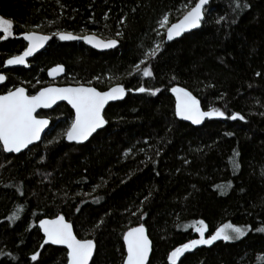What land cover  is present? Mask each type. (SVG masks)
I'll return each instance as SVG.
<instances>
[{
	"label": "trees",
	"instance_id": "trees-1",
	"mask_svg": "<svg viewBox=\"0 0 264 264\" xmlns=\"http://www.w3.org/2000/svg\"><path fill=\"white\" fill-rule=\"evenodd\" d=\"M196 2L0 0V15L14 22L12 37L0 39V94L23 86L33 95L49 84L126 89L106 108L105 128L84 145L65 141L73 112L61 104L39 114L50 120L41 143L19 155L0 146V264H66V250L41 247L38 222L57 215L77 238L94 241L90 264H122L123 235L140 224L152 242L148 264H170L176 247L198 238L200 220L206 237L225 224L251 230L199 245L177 264H264V232L256 230L264 227V0H209L197 30L165 43L163 17L170 25ZM61 31L116 39L118 47L96 52L81 40H59ZM25 32L52 38L25 68L5 69L25 49L18 38ZM156 45L157 55L146 58ZM58 64L65 75L51 83L46 71ZM141 86L159 91H135ZM173 87L225 116L200 127L179 120ZM233 113L245 119L232 120ZM234 151L238 169L229 162ZM17 206L20 218L9 220Z\"/></svg>",
	"mask_w": 264,
	"mask_h": 264
},
{
	"label": "snow or ice",
	"instance_id": "snow-or-ice-1",
	"mask_svg": "<svg viewBox=\"0 0 264 264\" xmlns=\"http://www.w3.org/2000/svg\"><path fill=\"white\" fill-rule=\"evenodd\" d=\"M209 0H198L178 23H174L167 28V40L171 41L174 37L181 36L182 33L200 26L203 19V6ZM248 5H245L247 7ZM239 7V4H237ZM168 16H164L161 26L168 22ZM223 19V18H221ZM14 22L12 19L0 15V39H7L13 35ZM61 41L84 40L97 48H113L118 43L115 39L107 41L101 40L96 36H76L71 32H57ZM119 35V33H117ZM51 36L38 34L37 32L23 33V39L28 42L27 47L20 55H14L6 60V65H26V58L33 54L51 39ZM160 51V46L145 53V57H155ZM140 63H144L142 60ZM139 70V65H137ZM64 72L62 65L52 68L48 75L55 76ZM153 75L150 68L143 69L144 77ZM259 75V73L257 74ZM6 80V76L0 74V83ZM135 91L144 93L150 92L155 95L159 89H149L146 87L136 88ZM171 91L176 95V115L185 120H190L194 124H200L205 117H224L225 112L217 108L209 111H202L200 102L191 92L184 88L173 87ZM126 94L123 85H116L108 91H98L90 86H68V87H43L34 95L27 93L24 87H15L8 90L5 94H0V146L5 152L20 153L22 149L28 148L34 141L41 139V133L49 126V120L38 118V109L51 108L57 101H67L71 108L75 110L74 119L64 132L68 141L82 142L88 140L93 133L101 129L107 121L104 118V109L109 101L122 99ZM232 120H244L245 117L240 113H233ZM231 135V134H229ZM238 151L233 152L230 163L234 169L240 167L236 157ZM223 187V186H218ZM23 211L22 206L9 217V220H17ZM39 228L44 234V244L63 245L67 249V264H89L93 258L96 244L92 239H79L73 231V225L69 223L64 215H57L54 219H40ZM251 230L250 227H241L233 224H225L217 228L213 234L205 238L207 225L203 220L197 222L195 231L199 233L198 239H191L187 243L176 247L169 255L170 264H177L184 253L195 249L199 245H212L215 241L231 242L240 240ZM257 231L264 232V227L257 228ZM123 240L127 247V255L124 264H146L151 251V241L146 234L144 224L128 229L124 234ZM40 253L31 256L32 261H38Z\"/></svg>",
	"mask_w": 264,
	"mask_h": 264
},
{
	"label": "water",
	"instance_id": "water-1",
	"mask_svg": "<svg viewBox=\"0 0 264 264\" xmlns=\"http://www.w3.org/2000/svg\"><path fill=\"white\" fill-rule=\"evenodd\" d=\"M197 2H198V0H197ZM197 2H196V3H197ZM196 3H195V4H196ZM208 3H209V2H208ZM194 6H195V5H194ZM194 6H193V7H194ZM207 6H208V4H206V5L203 6V9H202L203 13H204V10H205V8H206ZM190 10H191V9H189L188 11H190ZM188 11H187V12H188ZM187 12H186V13H187ZM186 13H185V14H186ZM185 14H183V16H184ZM183 16H181V18H179V19H178L176 22H174V23H178L181 19H183ZM174 23H172V24H174ZM172 24H170L168 27H171ZM198 28H199V27H197V28H193V29H190V30H188V31H186V32H184V33H182L181 36H179V37H174V39L171 40V41L167 40V30H166V32H165V43H169V42L175 41V40L181 38L183 35L188 34V33H190V32H193V31L197 30ZM37 33H38V34H42V33H39V32H37ZM42 35H46V34H42ZM48 36H50V35H48ZM84 36H96L97 38H99V39H101V40L107 41V40H105V39L100 38L99 36H97V35H95V34H86V35H84ZM18 38H19V39H22V40L24 41V43L26 44V47H27L28 42H27L26 40L23 39V34H21L20 36H18ZM115 40H116V39H115ZM50 41H51V39H50V40L44 45L43 48L38 49V50L33 54V56H31V57H34V56L38 55L39 53H41L42 51H44V50L47 48V46L49 45ZM81 42H82L86 47H88V48H90V49H92V50H94V51H96V52H100V53H103V52H109V51H112V50H114V49H116V48L118 47V43H117L116 46L113 47V48H97V47L93 46L92 44L87 43V42L84 41V40H81ZM26 47H25V48H26ZM24 50H25V49H24ZM24 50H23V51H24ZM23 51H22L20 54H22ZM20 54H18V55H20ZM31 57L26 58L27 63H28V61H29V59H30ZM10 58H11V57H10ZM8 59H9V58H8ZM5 62H6V61H5ZM58 65H61V64H58ZM26 66H27V64H26V65H6V63L4 64V68H5V69H9V70H10V69H17V68H25ZM56 66H57V65H54V66L50 67V68L46 71L47 80H48L49 82H51V83H55V82H57L58 80L62 79V78L64 77V75H65V67L62 65V66L64 67V72L59 73V74H57V75H55V76H49V75H48L49 71H50L52 68L56 67ZM0 74L5 75V74L2 73V72H0ZM5 76H6V75H5ZM5 83H6V80H5L4 82L0 83V87H2ZM79 85H81V84H78V85H57V84H49V85H47V86H45V87H48V86H55V87H68V86H73V87H75V86H79ZM116 85H118V84H116ZM116 85H113V86H111L110 88H112V87H114V86H116ZM84 86H88V85H84ZM18 87H23V86H18ZM90 87H93V86H90ZM110 88L106 89L105 91H108ZM39 90H40V89H39ZM39 90H38V91H39ZM97 90H98V89H97ZM98 91H99V90H98ZM27 93H28V92H27ZM3 94H5V93H3ZM33 95H34V94H33ZM125 96H126V94L124 95V97H123L122 99H117V100L109 101V103L105 106L104 112H105L106 108H107L110 104H114V103H117V102L122 101V100L125 98ZM174 97H175V102H176V95H175V94H174ZM61 104H65V105H67V106L72 110V112H73V119H74L75 110L71 108V105H69V104L67 103V101H57L56 104H54L51 108H46V109H45V108H41V109H38V110H37V112H38V118H44V119H48V120H49V118H46V117H40L39 114H40L41 112H44V113H46V112H50V111L53 110L56 106L61 105ZM201 110H202V109H201ZM202 111H203V110H202ZM103 115H104V113H103ZM178 117H179V116H178ZM209 118H210V117H205L204 120H202V122H201L200 124H194V123H192V121H190V120H185V119H183L182 117H179V120H181V121H183V122H186V123H188V124H190V125H192V126H194V127H200V126H202V125L205 123V121L208 120ZM49 126H50V120H49ZM49 126H48V127H47V128L41 133V139L38 140V141H34L33 144H31V145L28 146V148H30V147H32V146H35V145H37V144H39V143H41V141L43 140L45 134L47 133V131H48V129H49ZM105 126H106V124H105L101 129H98L95 133H93L92 136H90V137L88 138V140H85V141H82V142L68 141V140L66 139V137H64V139H65V141H66L68 144L84 145V144H86L87 142H89V140H90L95 134H97L98 132L102 131V130L105 128ZM1 147H2V146H1ZM28 148H26V149H22L20 153L26 151ZM2 150H3V148H2ZM3 152H4L6 155H19V154H20V153H15V152H13V153H9V152H5L4 150H3ZM54 218H55V217H54ZM54 218H44V219H54ZM136 227H138V226H136ZM38 228H39V222H38ZM39 230H40V233H41V235H42V237H43V242H42V244H44V234H43V231H42L40 228H39ZM127 231H128V230H127ZM127 231H126V232H127ZM126 232H125V233H126ZM125 233H124V234H125ZM146 234H147V231H146ZM147 235H148V234H147ZM123 236H124V235H123ZM148 238H149V236H148ZM149 240H150V238H149ZM122 241H123L124 251H125V257H124V260H125V259H126V255H127V247H126V244H125L123 238H122ZM150 241H151V240H150ZM44 246H52V247L62 248V249H64V250H66V252H67L66 247L63 246V245H51V244L49 243V244H46V245H44ZM151 253H152V242H151V251H150L149 258H148V261L146 262V264H148L149 261H150ZM94 254H95V250H94ZM94 254H93V257H94ZM184 254H185V253H184ZM92 259H93V258H92ZM180 259H181V258H180ZM124 260H123V263H122V264H124ZM91 261H92V260H90L89 264L91 263ZM66 264H67V263H66Z\"/></svg>",
	"mask_w": 264,
	"mask_h": 264
},
{
	"label": "rangeland",
	"instance_id": "rangeland-1",
	"mask_svg": "<svg viewBox=\"0 0 264 264\" xmlns=\"http://www.w3.org/2000/svg\"><path fill=\"white\" fill-rule=\"evenodd\" d=\"M168 26H169V25H168V22H167V24H165L164 26H161V25H160V28H161V30H163L164 32H166ZM9 37H12V36H9ZM9 37H8V38H9ZM156 46H157V45H156ZM156 46H155V48H156ZM142 64H143V63H141V65L139 66V70L142 68ZM196 224H197V223H196ZM196 224H195V225H196ZM197 234H198V238H199V233H197ZM205 234H206V232H205ZM198 238H197V239H198ZM205 238H207L206 235H205Z\"/></svg>",
	"mask_w": 264,
	"mask_h": 264
}]
</instances>
